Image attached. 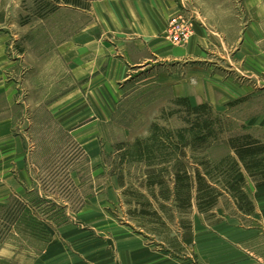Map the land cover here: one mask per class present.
<instances>
[{"label":"rangeland","instance_id":"374dc122","mask_svg":"<svg viewBox=\"0 0 264 264\" xmlns=\"http://www.w3.org/2000/svg\"><path fill=\"white\" fill-rule=\"evenodd\" d=\"M98 1L102 0H70L69 4L63 0H0V36L6 52L23 59L19 72L31 68L44 47L91 23V5ZM178 1V12L191 21L189 39L182 45L166 41L185 49L193 37L196 53L132 74L126 84L121 83L123 88L121 84L116 87L122 88L123 95L103 128L100 165L90 164L88 151L57 131L48 119H42L45 131L33 130L26 139L32 189L6 193L0 200V264H109L98 259L119 251L120 234L111 223L129 233L146 232V240L155 248L170 249L182 257L186 254L182 234L197 213L214 223L212 216L217 212L212 209L224 207L229 216H238L240 211L239 217L248 221L254 209L251 195L264 193V186L256 187L246 177L244 191L251 207L244 201L238 204L218 181L220 171L234 158L228 147L230 139L249 135L264 144V0ZM167 71L173 72V79L188 94L197 97H172L169 84L174 81L167 79ZM179 98L188 99L194 107L207 104L211 109L207 116L215 123V138L209 137L198 150L187 146L183 158L188 167L202 174L208 169L214 177L210 183L220 193H215L216 204L206 212L198 210L196 193L191 206H180L171 178H165L163 189L149 186L147 172L158 166L124 156L137 139L149 136L153 125L175 135L183 131L186 141L192 142L190 130L198 117L176 105ZM25 128L28 132L30 127L22 126ZM179 160L182 158L175 156L164 166L171 171ZM94 199L95 203L88 202ZM89 207H94L95 215L88 214ZM68 217L79 228H86L94 218L105 223L97 230L96 244L89 245L92 237L82 231L64 242L54 239L51 228ZM63 252L77 254L78 259L57 258Z\"/></svg>","mask_w":264,"mask_h":264},{"label":"crops","instance_id":"0c3cea01","mask_svg":"<svg viewBox=\"0 0 264 264\" xmlns=\"http://www.w3.org/2000/svg\"><path fill=\"white\" fill-rule=\"evenodd\" d=\"M96 3L91 5V23L44 47L36 63L29 60L31 68L26 72H19L23 59L6 52L0 36V200L6 193L31 191L32 160L27 156L26 139L33 130L45 131L42 119L51 121L57 131L88 151L89 162L96 167L101 161L98 151L103 128L122 99L121 83L126 84L137 72L196 53L193 37L185 49L172 46L164 37L168 20L180 10L178 0ZM261 32L264 34L262 27ZM165 73L174 81L169 84L172 97H197L173 79L172 71ZM119 84L122 88H116ZM24 125L30 127L28 132L22 129ZM251 196L254 209L248 221L239 217L240 211L238 216H229L224 207L212 209L217 212L212 216L214 223L197 213L182 234L186 251L182 257L170 249L155 248L146 240V232L129 233L127 228L111 223L120 234L119 251L100 255L98 260L109 264H264V193ZM93 208L89 207L88 214L95 215ZM90 222L86 228H79L68 217L51 228L53 238L64 242L82 231L92 237L89 245H95L100 237L98 228L106 224L98 218ZM60 257L78 259L77 254L66 252L57 255Z\"/></svg>","mask_w":264,"mask_h":264},{"label":"trees","instance_id":"16d2710c","mask_svg":"<svg viewBox=\"0 0 264 264\" xmlns=\"http://www.w3.org/2000/svg\"><path fill=\"white\" fill-rule=\"evenodd\" d=\"M68 1L70 2V0H63L65 4H69ZM175 104L183 106L187 112L198 117L193 123V129L190 130L192 142L186 141L183 131L175 135L174 132L164 127L153 125L149 136L145 139H137L125 151L124 156L134 161L144 162L148 166H158L147 172L149 186H159L163 189L165 178H171L173 193H175L180 206H191L193 193H196L194 199L198 210L206 212L216 204L215 193H220L212 185L213 183H210L214 182V177L208 169H205V174H202L199 169L188 167L183 158L186 157L184 149L187 146L198 150L207 144L209 137L215 138L214 120L207 116L211 109L207 104L194 107L189 104L186 98L176 99ZM174 139L178 141H174ZM228 147L233 152L234 158L229 160L226 168L222 169L223 171H220L222 178L219 177L218 184L223 185L224 192L231 193L238 204L240 201H244L252 207V203L249 202L248 196L245 194L244 186L247 176L256 184V187L264 186V144L249 135H243L230 139ZM175 156L182 160L176 161L169 171L164 165L170 164V160L175 159ZM155 162L159 164H154Z\"/></svg>","mask_w":264,"mask_h":264},{"label":"built area","instance_id":"2783aa9c","mask_svg":"<svg viewBox=\"0 0 264 264\" xmlns=\"http://www.w3.org/2000/svg\"><path fill=\"white\" fill-rule=\"evenodd\" d=\"M190 27V19L183 12H178L168 20L165 38L175 45L186 44L189 39Z\"/></svg>","mask_w":264,"mask_h":264}]
</instances>
